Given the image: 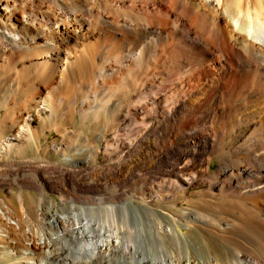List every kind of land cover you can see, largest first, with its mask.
Here are the masks:
<instances>
[{
	"label": "bare ground",
	"instance_id": "bare-ground-1",
	"mask_svg": "<svg viewBox=\"0 0 264 264\" xmlns=\"http://www.w3.org/2000/svg\"><path fill=\"white\" fill-rule=\"evenodd\" d=\"M0 264H264V0H0Z\"/></svg>",
	"mask_w": 264,
	"mask_h": 264
},
{
	"label": "rangeland",
	"instance_id": "rangeland-1",
	"mask_svg": "<svg viewBox=\"0 0 264 264\" xmlns=\"http://www.w3.org/2000/svg\"><path fill=\"white\" fill-rule=\"evenodd\" d=\"M93 126H94V124L90 123L89 121H85L84 123H81L80 119H79V116H78L72 121V123L70 125V129H75L76 132H77V130L82 129L86 133L89 134L90 133L89 130L92 129ZM54 158H58V157L54 156ZM217 169H218V161L217 160H213L212 163H211V166H210V170L211 171H216Z\"/></svg>",
	"mask_w": 264,
	"mask_h": 264
}]
</instances>
